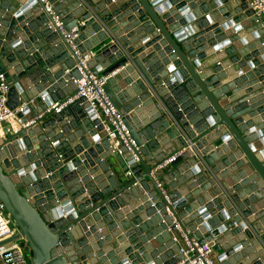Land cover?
<instances>
[{"label":"water","instance_id":"water-1","mask_svg":"<svg viewBox=\"0 0 264 264\" xmlns=\"http://www.w3.org/2000/svg\"><path fill=\"white\" fill-rule=\"evenodd\" d=\"M47 1L77 38L40 0H0V73L22 107L0 145L19 234L1 244L24 237L29 264H183L179 230L213 241L218 264H264V17L245 0ZM90 51L124 116L121 154L83 99L47 112Z\"/></svg>","mask_w":264,"mask_h":264},{"label":"built area","instance_id":"built-area-1","mask_svg":"<svg viewBox=\"0 0 264 264\" xmlns=\"http://www.w3.org/2000/svg\"><path fill=\"white\" fill-rule=\"evenodd\" d=\"M45 9L50 13L55 23V27L59 29L62 36L71 42L78 37L79 27L82 23L71 28L68 31L64 30L61 17L52 12V5L47 0H40ZM248 7L253 12L256 18L264 17V0H245ZM96 53L90 51L83 56L78 55V63L73 68L77 69L80 78L72 79L75 86L74 94L69 97L64 103L54 104L50 109L55 112L61 111L65 106L72 104L74 101L83 99L89 104V108L95 114L97 120L100 122L106 134V140L110 145L112 153L121 154V147L126 146L129 139L128 130L124 122V116L121 115L117 109L112 105L108 95L105 92V84L107 77L94 73L87 67L88 62L94 58ZM9 84L5 79L4 73H0V145L4 141L2 139V131L5 125L16 121V114L22 111V107L16 108L14 111L7 106V94ZM41 115H39L40 117ZM38 117V118H39ZM32 124V122L30 123ZM16 130V129H15ZM14 130V131H15ZM172 159L167 161L170 163ZM164 167L161 165V168ZM130 175V172L127 173ZM159 188L161 184L157 182ZM179 232L178 236L173 237V241L179 244L178 253L185 259L183 264H215L212 260V253L214 242H207L203 245H198L195 241H187L185 236ZM176 232V233H177ZM19 234L18 228L15 226L10 215L5 211L0 202V244ZM27 242L24 237L7 242L0 245V264H29L26 261L24 253L29 254L26 250ZM196 252V254H195ZM29 257V256H28Z\"/></svg>","mask_w":264,"mask_h":264},{"label":"crops","instance_id":"crops-1","mask_svg":"<svg viewBox=\"0 0 264 264\" xmlns=\"http://www.w3.org/2000/svg\"><path fill=\"white\" fill-rule=\"evenodd\" d=\"M238 15H234V16H230V17H228L227 19H224L221 23H219V22H215V23H213L210 27H217V28H220L221 27V25H223V24H227L229 21H232L234 18H236ZM216 20V19H215ZM227 28V29H226ZM226 28H224V29H222V34L223 33H225V32H227V31H231V29H233L234 28V26L232 27V26H227ZM212 39H214V37H212ZM89 40L90 39H87L85 42H89ZM84 43V42H83ZM82 43V44H83ZM95 50V49H94ZM96 65V64H95ZM97 66V65H96ZM120 70H121V68L120 69H117L116 71H114V73L113 74H117V73H119L120 72ZM95 73H98V72H96V71H94ZM99 74V73H98ZM258 84H260V83H258ZM126 103H128L127 101H126ZM17 128V124L15 123V121H13V122H11L10 124H7V125H5L4 126V128H3V131H2V139L3 140H5L6 138H7V136L10 134V132L13 130H15ZM162 166H164L165 167V171L166 170H169V166H168V163H167V161L162 165ZM126 173H128V172H126ZM179 235V232H177V233H175V236H178ZM231 241H233V239H231ZM218 256H219V252H216L215 250H214V248H213V253H212V260L215 262V264H218V260H217V258H218ZM245 260L246 259H243V262H245Z\"/></svg>","mask_w":264,"mask_h":264},{"label":"rangeland","instance_id":"rangeland-1","mask_svg":"<svg viewBox=\"0 0 264 264\" xmlns=\"http://www.w3.org/2000/svg\"><path fill=\"white\" fill-rule=\"evenodd\" d=\"M24 255H25V258H26L27 263H30V260H29V257H28L29 254L27 255V253L25 252Z\"/></svg>","mask_w":264,"mask_h":264}]
</instances>
